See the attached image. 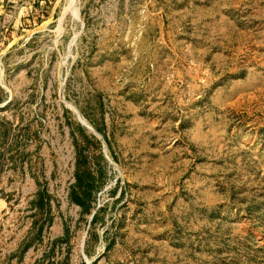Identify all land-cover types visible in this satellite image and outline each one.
Listing matches in <instances>:
<instances>
[{
	"label": "rangeland",
	"instance_id": "1",
	"mask_svg": "<svg viewBox=\"0 0 264 264\" xmlns=\"http://www.w3.org/2000/svg\"><path fill=\"white\" fill-rule=\"evenodd\" d=\"M86 260L264 264V0H0V264Z\"/></svg>",
	"mask_w": 264,
	"mask_h": 264
},
{
	"label": "trees",
	"instance_id": "2",
	"mask_svg": "<svg viewBox=\"0 0 264 264\" xmlns=\"http://www.w3.org/2000/svg\"><path fill=\"white\" fill-rule=\"evenodd\" d=\"M81 129L82 127L79 126ZM80 160L78 161V164ZM75 176V182L69 193L70 199L78 204L84 211L90 212L92 206V200H94L93 189L99 188L95 182L99 179V176H93L90 172H80L77 168ZM93 214L92 221L95 219ZM48 264V263H47Z\"/></svg>",
	"mask_w": 264,
	"mask_h": 264
},
{
	"label": "water",
	"instance_id": "3",
	"mask_svg": "<svg viewBox=\"0 0 264 264\" xmlns=\"http://www.w3.org/2000/svg\"><path fill=\"white\" fill-rule=\"evenodd\" d=\"M82 26H83V25H82ZM66 104H67V103H66ZM75 113L77 114L78 121L80 122L81 125H83L85 128H87V129H88L89 131H91L93 134H95V135L98 134L97 131H96L92 126H90L87 122L85 123V121L82 119L83 116H82L80 113H78L77 110H75ZM81 116H82V117H81ZM103 153H104L106 159L111 163V161L108 159V157H107V155H106V152L103 151ZM93 214H94V212L91 214L90 219H92ZM86 264H89V262H88L87 260H86Z\"/></svg>",
	"mask_w": 264,
	"mask_h": 264
},
{
	"label": "bare ground",
	"instance_id": "4",
	"mask_svg": "<svg viewBox=\"0 0 264 264\" xmlns=\"http://www.w3.org/2000/svg\"><path fill=\"white\" fill-rule=\"evenodd\" d=\"M76 10V9H75ZM77 11V10H76ZM70 108V107H69ZM71 109V108H70ZM82 117V116H81ZM83 119V118H82ZM84 120V119H83ZM85 121V120H84ZM85 123H86V121H85Z\"/></svg>",
	"mask_w": 264,
	"mask_h": 264
}]
</instances>
